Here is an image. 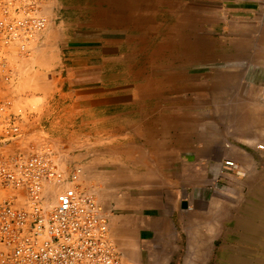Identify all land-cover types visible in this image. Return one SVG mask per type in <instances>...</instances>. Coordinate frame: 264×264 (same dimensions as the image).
<instances>
[{"label":"crops","instance_id":"obj_1","mask_svg":"<svg viewBox=\"0 0 264 264\" xmlns=\"http://www.w3.org/2000/svg\"><path fill=\"white\" fill-rule=\"evenodd\" d=\"M139 6L136 0H55L42 46L53 50L49 80L59 84L53 95L74 112L82 178L91 191L109 193L103 202L110 236L124 264L132 254L137 264H171L176 221L186 223L188 255L203 258L196 263L211 264L219 242L218 264H260L264 231H243L245 185L227 178L254 177L250 191H264V152L233 144L210 120L200 124L191 106L147 101L131 50V30L146 23ZM218 10L225 43L228 32L236 33L235 55L226 60L244 69L241 77L251 86L245 94L253 106L237 108L245 116L234 117V138L256 142L252 132L244 136L235 128H264V0H220ZM252 208L251 223L258 225L262 215L264 225V202Z\"/></svg>","mask_w":264,"mask_h":264},{"label":"rangeland","instance_id":"obj_2","mask_svg":"<svg viewBox=\"0 0 264 264\" xmlns=\"http://www.w3.org/2000/svg\"><path fill=\"white\" fill-rule=\"evenodd\" d=\"M138 3L140 9H146V23L139 31L131 30L135 36L131 50L136 55L133 60L137 62L133 67L142 73L141 82L146 85L149 97L147 101L158 102L161 97L164 105L191 106L196 114V121L200 124L204 119L210 120L216 129L226 131L233 144L240 145L249 152H264V149L259 148V145L264 146V128H235L236 131L243 130L244 134L249 133V130L255 131L257 143L234 138L236 136L231 133L238 121L235 122L234 117L245 116V112L237 111V108L249 109L252 104L251 97L245 94L251 86L241 77L244 69H237L226 60L235 55L234 42L230 41L236 37V33L228 32L229 42L225 43L224 32L220 31L219 26L220 0H136L137 5ZM54 7L55 0H50L46 8L48 26ZM47 29L35 43L31 53L26 56L12 54L11 63L18 77L9 84L0 81V100H11L12 110L21 113L23 117V140L19 145L21 149L27 150L30 142L35 145L47 144L57 153L63 167L71 168L80 161V157L76 155L80 145H76L73 136L75 120L74 112L67 110L69 101L53 95L59 84L56 86L57 82L53 84L49 80L53 50L42 46ZM48 53L51 58H48ZM234 77L238 79L235 80ZM220 87L223 90L227 88L228 91L219 94ZM236 89L242 92L237 91L238 94H235ZM58 100L59 107L48 111L51 104L54 107L58 104ZM246 113L249 115V112ZM52 121L56 127L50 126ZM237 174L233 173V177L227 178V184L232 182L245 185L241 197L243 231L249 234L254 227H259L260 232L264 231L262 215H259L258 225L251 223V216L248 215L251 211L256 212L253 206L262 205L264 191L252 193L249 185L254 177ZM261 183H264V179ZM83 187L95 195L109 217L110 213L103 202V198L109 197V193L91 191L84 179ZM230 199L231 202L236 201L233 196ZM175 230L178 238L175 240L176 254L172 257L171 264H187L188 257L203 263V258L200 261L197 255H188L186 223L176 221ZM243 242L248 244L246 246L250 245L249 240L244 239ZM218 244L219 242L211 264H218ZM115 245L117 246L116 243ZM117 248L120 250L118 246ZM260 251L263 253L264 249L260 248ZM129 258L128 264H137V255L132 254ZM259 259V263L264 264V254L259 255Z\"/></svg>","mask_w":264,"mask_h":264},{"label":"built area","instance_id":"obj_3","mask_svg":"<svg viewBox=\"0 0 264 264\" xmlns=\"http://www.w3.org/2000/svg\"><path fill=\"white\" fill-rule=\"evenodd\" d=\"M49 1L0 0V81L17 79L11 56L31 53L48 27ZM12 109L0 100V264H123L82 167H63L44 143L21 149L23 117Z\"/></svg>","mask_w":264,"mask_h":264},{"label":"bare ground","instance_id":"obj_4","mask_svg":"<svg viewBox=\"0 0 264 264\" xmlns=\"http://www.w3.org/2000/svg\"><path fill=\"white\" fill-rule=\"evenodd\" d=\"M244 101V100H243ZM248 105H250V104H248ZM250 108H251V105H250ZM255 114V113H254ZM248 120V119H247ZM252 127V126H251ZM238 128V127H237ZM236 128V129H237ZM244 128V127H243ZM239 129V128H238ZM237 129V130H238ZM245 129H246V127H245ZM251 129V128H250ZM256 129V128H255ZM258 129V128H257ZM247 131V130H246ZM237 132V131H236ZM241 132V131H240ZM251 132H253V131H250L249 130V133H250V135H251ZM255 132V131H254ZM254 132H253V134H254ZM231 133H233V132H231ZM249 133H248V136H249ZM233 134H235V133H233ZM244 133H242V135H243ZM237 135V134H236ZM247 134L245 133V135L244 136H246ZM255 135V134H254ZM263 135V134H262ZM241 135H239V137H240ZM250 137V136H249ZM248 137V138H249ZM241 138V137H240ZM254 139V138H253ZM245 140V139H244ZM251 140H252V137H251ZM248 141H250V140H248ZM253 141H255V140H253ZM252 141V142H253ZM257 141V140H256ZM243 142H245V141H243ZM230 145V144H229ZM257 145V144H256ZM232 146V145H231ZM233 146H235V145H233ZM230 147V146H229ZM256 147V146H255ZM231 148V147H230ZM259 148H261V149H263L264 148V146L263 145H259ZM238 149V148H237ZM245 157V156H244ZM219 202V201H218ZM202 225V224H201ZM206 226V225H205ZM200 227V226H199ZM211 228H212V226H211ZM197 229V228H196ZM253 230L255 229V227L254 228H252ZM198 233V232H197ZM200 233V232H199ZM201 240V239H200ZM203 247V246H202ZM194 250V249H193ZM199 254V253H198ZM196 255V254H195ZM191 256V255H190ZM200 257H202V256H200ZM199 257V258H200ZM193 258V257H192ZM198 258V259H199ZM202 258H200L199 260H201ZM187 261H189V260H187ZM190 262V261H189ZM193 262H191L190 264H192ZM194 264H198V263H196V261H195V263ZM200 264V263H199Z\"/></svg>","mask_w":264,"mask_h":264}]
</instances>
